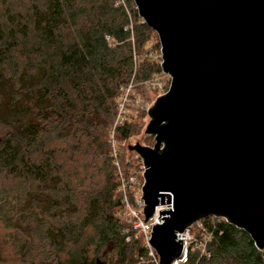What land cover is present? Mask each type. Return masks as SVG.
Returning <instances> with one entry per match:
<instances>
[{
  "label": "trees",
  "instance_id": "trees-1",
  "mask_svg": "<svg viewBox=\"0 0 264 264\" xmlns=\"http://www.w3.org/2000/svg\"><path fill=\"white\" fill-rule=\"evenodd\" d=\"M141 19L134 0H0V223L13 230L0 236V263L8 251L24 264H156L123 220L107 152L123 89L145 97L157 89L142 82L163 71ZM142 117L114 127L120 143ZM199 220L178 264H264L242 228Z\"/></svg>",
  "mask_w": 264,
  "mask_h": 264
},
{
  "label": "water",
  "instance_id": "water-1",
  "mask_svg": "<svg viewBox=\"0 0 264 264\" xmlns=\"http://www.w3.org/2000/svg\"><path fill=\"white\" fill-rule=\"evenodd\" d=\"M170 76L143 128L144 222L159 264L186 258L182 231L213 215L264 249V0H134ZM96 264H106L97 259Z\"/></svg>",
  "mask_w": 264,
  "mask_h": 264
},
{
  "label": "rangeland",
  "instance_id": "rangeland-1",
  "mask_svg": "<svg viewBox=\"0 0 264 264\" xmlns=\"http://www.w3.org/2000/svg\"><path fill=\"white\" fill-rule=\"evenodd\" d=\"M157 39L159 41L158 35H157ZM159 52L154 51L155 55L153 54V56L156 57V55L159 54ZM161 78H162L161 82L162 84H164V91H165L166 88H168L169 86V77L164 74L161 76ZM131 89L132 90H131L130 95L128 96V100L126 104V112L125 114H123L124 115L123 119H121L122 117L117 119V113H116L114 122L111 127L110 135L108 136V140L110 141V148L107 152L109 153V156L115 160L116 171H117L118 191L120 192L119 194L121 198L123 194H125L127 197L131 196V194L132 196H135V194L137 196L139 194L138 193L139 186L136 184V182H138L141 179L142 168H141V165H139L140 162L136 161L137 159L136 156H138V154L133 150L130 151L128 144L135 145L137 144V140L139 139V143L149 144V146L153 145L152 143L153 140L151 139V137L143 131V128L146 126V124L149 121L147 108H149L150 105L155 102L158 94L164 92V91H160L159 89H157L158 90L157 91L155 90V88H152V90L154 89L157 93L150 90V92H148L149 94L146 95L145 97L140 96L138 98H133L131 95L135 93V90L133 91V87ZM119 102H120V99L118 98V103H117L118 107H119ZM134 116H141V117L143 116L141 119L138 118L141 124L139 133L132 135L131 137L127 138L126 140H123V142L120 143L119 140L115 136V132L113 131L114 127L122 124V122H124L125 120H129ZM122 151L124 152V155H123L124 159L132 161V164H134L135 166L133 165L130 168H126V167L123 168L121 166L119 159L122 154ZM120 211H121L120 212L121 215L123 216V206ZM123 220L127 222L124 218ZM201 222H202L201 220H198L197 222L193 223L194 225L191 224V226L193 225L192 227L190 226V234L193 238L191 241L194 243H196L197 241L196 234L194 232H196V230H199L201 228L202 226ZM12 233H13V230L11 228H7L5 225H3V223H0V236L2 235L3 237H5L4 235L7 234V237H8L9 234H12ZM14 235H19V234L16 233V231H14ZM191 241L187 245V248L192 243ZM43 251L46 252V249H44ZM6 254L8 255V258H6L5 261L1 262L0 264H16V263L24 264L21 258L16 254V252L10 253L6 251Z\"/></svg>",
  "mask_w": 264,
  "mask_h": 264
},
{
  "label": "built area",
  "instance_id": "built-area-1",
  "mask_svg": "<svg viewBox=\"0 0 264 264\" xmlns=\"http://www.w3.org/2000/svg\"><path fill=\"white\" fill-rule=\"evenodd\" d=\"M136 6V5H135ZM142 18V17H141ZM142 21H144V19H141ZM155 55V54H154ZM156 57H159L160 59V64L162 62V58H161V48H160V52L159 54L156 55ZM167 75L164 71H162L161 73L156 74L155 76H153L152 78L146 79L144 80L142 83L148 85L151 88H155V89H159L160 91H164V84H162L161 82V76L162 75ZM169 77V85H170V76L167 75ZM133 87L132 82H130L128 84V86L123 89L122 94L120 95L119 99V107L117 108V119L122 117L121 119H123V114H125L126 112V104H127V100H128V96L131 93V88ZM169 88V86H168ZM168 88L165 90L167 91ZM164 91V92H165ZM141 168H142V172H141V179L136 182V184L139 186V190H138V195L136 196H129L127 197L125 194H123L122 196V206H123V218L132 225V227L136 230L137 232V236H141L144 243L147 245L148 249H149V255L152 257L153 261L156 264H159V259L158 256L156 254V252L154 251V249L151 247L150 243H149V239L151 237V232H152V228L153 225L157 224V223H161V217L159 216V213L154 212L150 217L149 220H147V222H144L145 220V216H144V209L143 207L145 206L143 198L142 196V186L144 184V176H143V172L145 170L143 161L141 159ZM182 235L186 237V244L188 245L189 242L193 239L191 234H190V226H188L187 228H185L182 231ZM192 242V241H191Z\"/></svg>",
  "mask_w": 264,
  "mask_h": 264
}]
</instances>
